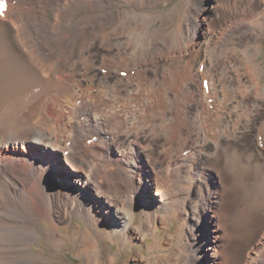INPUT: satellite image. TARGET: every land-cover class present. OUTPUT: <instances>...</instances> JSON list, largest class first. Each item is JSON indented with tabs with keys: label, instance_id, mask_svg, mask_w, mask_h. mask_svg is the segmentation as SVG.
Wrapping results in <instances>:
<instances>
[{
	"label": "bare ground",
	"instance_id": "6f19581e",
	"mask_svg": "<svg viewBox=\"0 0 264 264\" xmlns=\"http://www.w3.org/2000/svg\"><path fill=\"white\" fill-rule=\"evenodd\" d=\"M197 1L181 0L170 7L171 0H10L8 14L0 15V264H46L50 259L32 247L41 219L56 223L60 204L69 216L68 207L73 211L76 202L85 204L79 191L87 188L91 203L97 201L107 214L116 208L124 219L103 218L92 207L88 214L86 207L78 206L86 221L79 231L86 233L81 235L85 241L81 252L89 259L87 264L104 263L99 236L126 245L145 241V231L154 235L158 226H169L165 220L184 211L181 230L188 240L181 242L194 248L155 255L154 262L183 264L187 254L190 264L233 262L225 234L224 197L230 184L223 183L220 166L210 167L218 171L222 193L210 184L202 186L201 181L210 182L198 174L205 160L224 158V170L245 178L243 202L258 203L253 213L238 208L237 215L249 218L264 210L259 204L261 199L264 204V63L258 60L260 35H256L264 9L241 21L239 39L233 44L220 52L206 46L195 54L201 61L195 69L185 58L195 51L197 30L186 27L180 13L193 9L200 15L208 9ZM187 20L194 23L191 15ZM237 27L225 28L222 37ZM31 41L40 48L37 54L30 51ZM123 71L126 77L120 75ZM201 79L209 80V89ZM177 85H182L181 91ZM110 136L114 140H101ZM94 137L97 142L90 143ZM137 138L136 144L156 162L158 176L155 187L148 185L145 196L141 191L142 197L135 201L143 172L134 175L144 166L139 168L134 161L140 149L132 150V157L126 152ZM29 143L50 155L64 153L70 171L58 170L52 177L69 189L71 184L72 191L59 188L48 193L46 179L57 161L41 150L30 152ZM121 146L124 151L113 158V148ZM10 152L13 160L5 156ZM97 160L104 164L97 167ZM151 187L156 188L154 199ZM148 201L157 204L154 210L146 209ZM138 208L144 217L140 228L133 211ZM210 212L214 216L208 228L216 233L215 241L210 231L203 230V216ZM191 215L200 217L192 221L194 231L189 226ZM91 229L99 236H90ZM263 232L246 250L245 264H264ZM69 239L67 232H53L54 243ZM211 243H216L213 260L199 250ZM215 254L221 257L219 262ZM117 260L114 255L107 262Z\"/></svg>",
	"mask_w": 264,
	"mask_h": 264
},
{
	"label": "rangeland",
	"instance_id": "374dc122",
	"mask_svg": "<svg viewBox=\"0 0 264 264\" xmlns=\"http://www.w3.org/2000/svg\"><path fill=\"white\" fill-rule=\"evenodd\" d=\"M180 1L181 0H171L170 7H174ZM242 2H243V5L241 6V5H239L240 0H198L197 1L198 5L200 3H201V5L205 4V5H207V8H208L207 10H201V12H200L201 16L198 15V13L193 9H184L180 13V16H181V19H182L184 25L186 27L190 25L192 27V29L197 30V37H196V41H195V51L192 54L187 55L185 58L187 62L194 63L195 69L198 66L199 62H201L200 56H198L196 59V57H194L195 54L200 55L201 52L203 51L204 47H206V46L211 47V49L213 51L220 52L225 47L233 44L234 42H236L239 39L241 21L244 19H247L249 21L251 18L250 15L252 13H258L259 10L264 9V4H263L264 0H242ZM187 15L192 16V18L194 19V23H191L187 20ZM205 17H206V19H205ZM234 19H235V22L232 25V21ZM196 22L198 23L197 25H196ZM234 25H238V27L236 29H234V31L227 38H223L222 35L225 32L224 29L225 28L228 29ZM229 31L225 35H228ZM256 35H260L259 41L257 42V44L259 46L257 48L260 49V51H261L259 54L258 60L261 61L262 63H264V44H262V40L264 42V20H263L260 28L256 32ZM254 37H255V35H254ZM38 49L37 48L36 49H30V51L33 52L34 50H36L34 52L37 54L40 51V48H38ZM193 60H195V61H193ZM190 67H192V66H190ZM160 69L162 70V66H160ZM263 69H264V65H263ZM123 72L127 73L125 71H123ZM123 72H121L120 75L122 77H126L127 75L124 76ZM201 82H203L202 79H201ZM181 88H182V85L176 86V90H180ZM162 90L164 91V89H162ZM140 138L139 139L137 138L134 145L127 147L128 151L126 153L128 155H130L131 157H132V153H131L132 150H133V152H136L137 149H140V144H138V143L136 144V142L139 141ZM133 139H136V138H133ZM101 140L102 141H110V140H114V138H112L111 136L110 137H103ZM93 142H97V140H94ZM124 149H125V146L124 147L121 146L118 149H117V147L113 148V151H112L113 158L119 157L120 156L119 153L121 151H124ZM27 150H29L30 152L33 150H41L47 154L44 156L50 155L47 152V150L39 149V148L35 147L32 143L28 144ZM4 151H6V150H4ZM13 155L14 154L10 152V153H7L5 156H7L8 158L13 160L15 158V157H13ZM53 156H54V158H53ZM21 157H24V156H21ZM62 157L64 158L63 152L60 154H55V155L49 156L50 159L52 158V159H55V161H57L56 170L54 172L50 173L48 178L46 179L47 183L49 184V186H48V193L49 194L53 193V189L62 188L63 190H66V191H72L73 190V187L71 184H70V189H69L65 184H59L60 180L52 177V174L53 175L57 174L58 170H60L62 172L70 171V167H68V165L66 164L64 159H62ZM59 159L61 162H59ZM134 161L138 163L139 168H140V165L144 166L143 170L137 169L135 172V175H134V177H136L138 174L139 175L141 174V171L143 172V179H139V178L137 179V184L140 186V190H138V191L135 190V192L137 191L138 193H136L134 200L137 201L140 199V197L145 196L146 188L148 185L155 187L154 181H155L156 177L158 176V168H157V164L154 161V159L152 158L151 154L149 152L143 150L142 147L139 151L138 157H134ZM140 161H141V164H139ZM6 162H9V161H6ZM6 162H2V163H6ZM40 162H42V161H39V163ZM97 162H100L97 167L102 166L104 164L100 160H97ZM223 162H224V158H220L219 160H215V159H211V160H207V161L205 160V163L203 165V170L198 174V177L203 176V179L205 182H206V179L208 178V180L210 182V183L206 182L207 183V185H206V184H204L203 181H201L200 183L202 186L205 185L208 187L210 184V188L212 190L217 189V190L221 191V193L223 190V183L230 184L229 190L226 192L225 197H224V200H225L224 207H225V211L228 214L227 224H226V228H225V234L228 235V237H227V241H228L227 252H229V254H230L229 256L231 257V261H233L231 264H242V261H243V264H245V262H247V260L249 259V256L246 257L247 251L251 248L253 243L256 241L259 234L264 231V230L262 231V229H264V210H260L258 213H256V215L254 217L250 216L249 218H248V214L237 215L239 213V211H237V210H239L240 208H241V211H243V212L253 213L254 211H256L258 203H256V202L244 203L243 202V197L245 195V187H246V184L244 182L245 178L242 175H238L237 176L238 178H235L234 176L230 175L226 170L223 169V167H221ZM111 164L114 165L115 163L113 164V162H111ZM123 166L126 167L127 163H123ZM210 166H214V167L220 166V169L223 172V178H222L223 183H220L221 179H220V176L218 175V171L214 168H211ZM129 169H131V171H133L134 167L129 166ZM71 179H72V177H69L68 179H66V181H68L70 183ZM200 180H201V178H200ZM56 184H58V185L55 186ZM77 186L84 188V186L82 184L78 185V183H77ZM154 187L153 188L151 187V194L150 195H151L152 199H154L155 192H156V188H154ZM141 191H143L142 196L139 193ZM79 192L85 197V200H84L85 204L80 205L79 202H76L73 211H72V209L70 210L69 207L66 205L68 207V210H69V216H65L62 205L60 204L58 206V202H55L54 206H58V210L56 209L55 214L59 215L58 217L56 215V223H54L52 220H50L48 218H42L41 219L42 227L39 228V230L37 232V240L35 241L36 243H34L32 245V247H34L33 248L35 250L34 252H36V253L43 252L45 257L50 259L46 264H87L86 260H89V259H86V256H84L83 252H81V246L85 243L82 236L86 233L85 232L81 233L79 231V229H83V226L85 225L86 221L83 218V216L81 214H79L78 206H81L83 208L86 207V208H84V212L88 213V214L91 213V207L93 210H97V211H101L102 209L98 205L97 201H93V203H91L92 200H91V196L88 194L89 193L88 188L87 189H80ZM243 192H244V194H243ZM197 193H198L197 191L195 194L193 193V196L191 197L192 200H190L191 203L195 201L194 196H196ZM261 200H260L259 204H260V206L264 207V204L261 202ZM129 202L131 203L130 200H129ZM153 202L148 201L147 205H145L146 209H149L150 211L154 210L156 208L157 204L154 205ZM90 203H91V205H90ZM240 204H242V205L240 206ZM178 206L181 207L180 205H178ZM175 209L177 210V207ZM244 209H246V210H244ZM2 210H4V208ZM59 210H61L62 213ZM133 211L135 214L138 215V217L136 219V226L138 228H140V223L144 219L143 210L138 208L137 212H136V209H134ZM184 212H182V214H180V215H177L173 220H169V221L165 220V223L167 224V226L168 225L169 226L167 228L163 227L161 225L158 226L154 235L153 234L148 235L147 231H145L146 232V233L144 232L145 237H146V238L144 237L145 241H140L138 239L139 242H134L132 244H127V245L123 244V242L112 243L110 240L108 241V239H105L103 236H99L98 232L96 234L92 229H91L90 236H99V238H100L99 242H100V246H102V254H103V260H104L103 264H108V262H107L108 258H110L114 255L118 256V260L116 261L115 264H140V263L141 264H156L154 262L155 255L165 256L167 253H170L173 251L175 253H179V252L183 253L185 251V249L190 250V249L194 248V246H189L188 243H185L184 245H182L183 240H188V238L184 236L183 231L181 230V228H182L181 225H182V222L184 221V218H183L184 214H185ZM186 212L188 214L190 213L189 210H187ZM99 215L103 218H106V219H111V217L113 215L114 219H118L120 221L124 220L123 216L118 213L116 208L115 209L113 208V212L111 214H107L104 211H101ZM158 216H159V214L157 215V217ZM211 216H214L213 212H210L209 217L206 215V213L204 214L203 219H202V220H205L204 224H203L204 225L203 230H206L207 232L210 231L211 237L213 236V239H211V241L212 240L215 241L214 239L216 237V233L213 234L214 230L213 229L210 230L208 228L210 225L209 222L211 220L210 219ZM161 217L159 219H161ZM194 217H195L194 215L190 216L191 225H189V226L191 228L193 227L192 230L194 229V226L196 224V222H192L193 219H196V221H198V219L200 218V217H196V218H194ZM66 219H67V221L69 220V222L65 223V224L62 223ZM202 220H201V222H203ZM170 222H172V223H170ZM101 225H102V223H101ZM212 225H214V224H212ZM197 227L198 228H197L196 232H198V230L201 229L200 225H197ZM205 227H207V229ZM57 231H59L61 233H66V232L69 233V237H70L69 241H67L66 243L62 242L63 244H59L57 242H56L57 244L54 243L55 241L53 240V232L56 233ZM142 233H143V231L141 229H139L138 234L142 235ZM220 233H222V231H220ZM204 234H206V233H204ZM199 236H200V238H202V236H203L202 233H200ZM157 238H158V240H157ZM101 242H102V245H101ZM76 243H77V245H76ZM194 244H196L195 241L193 242V245ZM215 244L216 243H213L212 245L206 244L205 246H203L204 248L202 247L199 250L200 251L203 250L202 253L203 252L207 253L212 257V254L214 255V251L212 250L213 249L212 246ZM60 248H62V251L58 250ZM156 249H158V250H156ZM244 255H245V258L243 257ZM189 257L190 256H188V254H187L186 258H184L183 264H190V261L192 258L191 257L189 258ZM213 259H214V257H212V260ZM215 259H217V261L219 262L221 257L219 255H216ZM133 261H136L137 263H133ZM164 264H171V263L168 260L167 262H164ZM199 264H205V261H201V263H199Z\"/></svg>",
	"mask_w": 264,
	"mask_h": 264
}]
</instances>
